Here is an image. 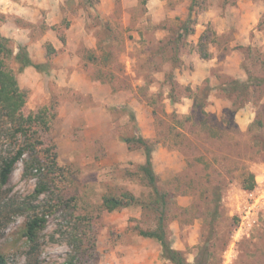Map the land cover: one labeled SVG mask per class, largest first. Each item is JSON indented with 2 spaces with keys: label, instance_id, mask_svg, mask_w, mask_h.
<instances>
[{
  "label": "rangeland",
  "instance_id": "1",
  "mask_svg": "<svg viewBox=\"0 0 264 264\" xmlns=\"http://www.w3.org/2000/svg\"><path fill=\"white\" fill-rule=\"evenodd\" d=\"M0 32L14 54L23 44L51 64L19 71L5 59L22 111L38 116L24 134L0 123V160L27 148L0 182L5 264H173L139 233L160 214L138 169L144 151L125 141V107L155 142L173 246L191 264H264V0H0ZM195 58H230L229 74L214 66L199 83L179 79ZM250 173L253 190L242 186ZM124 193L135 202L102 206ZM35 216L45 225L31 241Z\"/></svg>",
  "mask_w": 264,
  "mask_h": 264
},
{
  "label": "trees",
  "instance_id": "2",
  "mask_svg": "<svg viewBox=\"0 0 264 264\" xmlns=\"http://www.w3.org/2000/svg\"><path fill=\"white\" fill-rule=\"evenodd\" d=\"M185 31L189 32V26L185 22ZM13 40L1 34L0 32V123L11 124L14 134L26 133L29 129L27 124L32 123L37 119L36 115L26 116L22 111L23 105L26 100V93L20 88L16 73L13 69L8 67L5 59L12 58L18 65L19 71H23L26 67L33 66L39 71L48 72L50 70V60L45 62H35L26 45H17L18 50L14 54L15 47L12 45ZM53 46L49 44L47 46V57H50ZM202 55V54H201ZM208 54H203L202 57H207ZM250 79H254V76L250 73L249 78L245 82V86L249 85ZM238 82V81H236ZM130 115V120L134 123V134L126 137L125 141L129 146L136 145L143 149L145 154V162L140 164L138 169L145 173L149 178V183L153 187L155 204H157V211L160 216L158 219L157 227L153 230L140 229L139 233L144 237L155 238L161 246V256L173 264H191L183 251L175 248L169 237L166 226V208L168 207L169 196L168 194L161 193L157 184L158 176L155 173L153 167V151L155 148V142L144 137L140 132L137 124V118L134 110L129 107H125ZM40 115V114H39ZM37 116V117H36ZM13 134V133H12ZM27 148L25 145L20 146L18 150L13 154L1 156L0 160V182L6 184L15 169L17 161L22 157L24 151ZM55 155V154H54ZM56 156V155H55ZM56 162V160H55ZM54 163V162H53ZM243 188L247 190H253L256 186V180L254 173L249 174V178H245L242 183ZM42 183L36 189V192H42L45 189ZM34 195V194H33ZM128 198L129 200H125ZM135 197L128 193H124L120 197L104 196L102 199V206L108 211H114L129 203L135 202ZM218 208V206H217ZM216 208V209H217ZM45 219L42 216H35L27 222L26 235L31 241H35L37 230L44 227ZM6 263V257L0 253V264ZM197 261V264H200ZM62 264H73L72 261H67Z\"/></svg>",
  "mask_w": 264,
  "mask_h": 264
},
{
  "label": "crops",
  "instance_id": "3",
  "mask_svg": "<svg viewBox=\"0 0 264 264\" xmlns=\"http://www.w3.org/2000/svg\"><path fill=\"white\" fill-rule=\"evenodd\" d=\"M195 59H196V61L198 59V61H197L198 63L196 64V61H194V64H195L194 69L191 70V72L187 73L183 77L179 76V79L185 80L186 82L193 81V83H199L202 80H204L205 78L212 75V69L214 66L215 67L221 66L222 71L229 74V59L230 58H223V59H219V58H209V59L195 58ZM187 61L190 62L189 59ZM238 61L239 60L232 62L233 65L237 66ZM212 98L213 97L211 96V98H209V99L211 100Z\"/></svg>",
  "mask_w": 264,
  "mask_h": 264
}]
</instances>
